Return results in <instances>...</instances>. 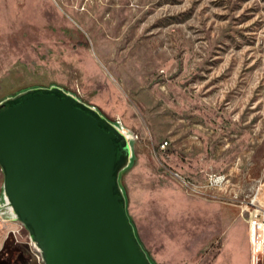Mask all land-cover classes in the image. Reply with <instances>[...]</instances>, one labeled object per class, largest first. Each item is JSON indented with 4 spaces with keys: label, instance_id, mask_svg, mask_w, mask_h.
<instances>
[{
    "label": "rangeland",
    "instance_id": "1",
    "mask_svg": "<svg viewBox=\"0 0 264 264\" xmlns=\"http://www.w3.org/2000/svg\"><path fill=\"white\" fill-rule=\"evenodd\" d=\"M49 85L125 130L117 181L152 264H250L243 206L256 189L264 205V0H0V100ZM19 224L12 252L25 264Z\"/></svg>",
    "mask_w": 264,
    "mask_h": 264
},
{
    "label": "water",
    "instance_id": "2",
    "mask_svg": "<svg viewBox=\"0 0 264 264\" xmlns=\"http://www.w3.org/2000/svg\"><path fill=\"white\" fill-rule=\"evenodd\" d=\"M123 132L57 85L0 100V214L24 225L44 264H152L117 181L128 154ZM16 227L6 229L0 264H10Z\"/></svg>",
    "mask_w": 264,
    "mask_h": 264
},
{
    "label": "built area",
    "instance_id": "3",
    "mask_svg": "<svg viewBox=\"0 0 264 264\" xmlns=\"http://www.w3.org/2000/svg\"><path fill=\"white\" fill-rule=\"evenodd\" d=\"M166 141L162 142L165 144ZM162 144V145H164ZM223 180V176L216 173L208 174V181L212 183H218ZM259 190L256 189L248 200L244 203V209L248 210V241L250 246V264H264V205L259 202ZM15 229H9L11 237L16 240V232L20 227L18 221ZM32 241H27L29 246L31 257L37 264H44L38 253L33 249Z\"/></svg>",
    "mask_w": 264,
    "mask_h": 264
},
{
    "label": "crops",
    "instance_id": "4",
    "mask_svg": "<svg viewBox=\"0 0 264 264\" xmlns=\"http://www.w3.org/2000/svg\"><path fill=\"white\" fill-rule=\"evenodd\" d=\"M248 217H249V212L247 210L246 229H245L247 235V241H248ZM11 221H13V219L6 218L5 216L0 214V244H2V242L5 239V234L7 231L6 229L11 225Z\"/></svg>",
    "mask_w": 264,
    "mask_h": 264
},
{
    "label": "flooded vegetation",
    "instance_id": "5",
    "mask_svg": "<svg viewBox=\"0 0 264 264\" xmlns=\"http://www.w3.org/2000/svg\"><path fill=\"white\" fill-rule=\"evenodd\" d=\"M19 244V241L16 239V240H13V247H14V250L16 251L17 249V245ZM13 254V258L9 259V262L10 264H13V263H16V264H19L18 261L20 258L16 257V255L12 252ZM16 257V258H15ZM33 261L31 260V256L27 254V258L25 259V264L26 263H32ZM21 264V263H20Z\"/></svg>",
    "mask_w": 264,
    "mask_h": 264
}]
</instances>
